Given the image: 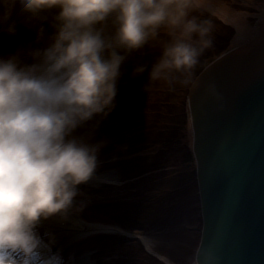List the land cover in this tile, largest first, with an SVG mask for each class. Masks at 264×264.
I'll use <instances>...</instances> for the list:
<instances>
[{"label":"clouds","instance_id":"1","mask_svg":"<svg viewBox=\"0 0 264 264\" xmlns=\"http://www.w3.org/2000/svg\"><path fill=\"white\" fill-rule=\"evenodd\" d=\"M205 14L234 27L246 17L217 0H0V37L32 33L0 52V264H66L41 227L82 210L80 186L96 179L107 143L76 133L114 111L123 65L162 30L170 37L162 55L133 75L171 82L175 72L194 83L192 70L214 46Z\"/></svg>","mask_w":264,"mask_h":264},{"label":"rangeland","instance_id":"2","mask_svg":"<svg viewBox=\"0 0 264 264\" xmlns=\"http://www.w3.org/2000/svg\"><path fill=\"white\" fill-rule=\"evenodd\" d=\"M255 1L237 6L254 11ZM203 18L212 22L214 46L200 57L192 81L215 54L228 48L234 34L231 26L211 15ZM255 19L250 16L253 24ZM31 37L23 29L19 37H0V52ZM169 39L162 30L156 41L129 58L122 68L116 108L98 127L95 121L88 124V134L100 136L97 142L107 141L99 162L115 172L107 181L82 185L76 198L83 204L82 215L93 218L99 228L104 219L109 225L105 239L95 245L97 264H192L199 245L203 223L187 109L192 83H182L185 76L175 72L171 82L150 81L148 71L133 75L138 64L150 71ZM146 241L154 245L153 251L147 250Z\"/></svg>","mask_w":264,"mask_h":264},{"label":"water","instance_id":"3","mask_svg":"<svg viewBox=\"0 0 264 264\" xmlns=\"http://www.w3.org/2000/svg\"><path fill=\"white\" fill-rule=\"evenodd\" d=\"M191 92L205 192L201 263L264 264V25L261 49L212 66Z\"/></svg>","mask_w":264,"mask_h":264},{"label":"bare ground","instance_id":"4","mask_svg":"<svg viewBox=\"0 0 264 264\" xmlns=\"http://www.w3.org/2000/svg\"><path fill=\"white\" fill-rule=\"evenodd\" d=\"M243 0H217V7H225L230 12L233 13H246V17L239 27H234L230 22L226 15L219 14L214 17L221 25L231 26L234 31L233 37L230 41V45L225 51H220L215 54L209 62L203 66L202 70L197 74L194 79V83L191 84L188 90V100H187V109L190 115V123L193 131V151L194 156L197 163V183H198V196L200 201V213L201 220L204 224L206 223L205 209H204V186L201 185L199 173L200 158L198 156V152L196 151V142H197V131H196V117H195V109H194V100L192 96V88L194 87L197 79L207 70H209L212 66L217 65L221 62H224L240 53L261 49V34H262V26L264 25V0H256L254 11H250L246 9V7H238L237 5H244ZM250 16H255V23L253 24L250 21ZM88 125L85 128L78 130L77 135H89L88 134ZM93 140L97 142L100 136L91 135ZM107 166V164L105 165ZM109 167V166H108ZM104 168L99 162L97 171H96V179L95 180H108L107 178L113 177L115 173L113 169ZM110 176V177H109ZM94 180V179H93ZM92 180V181H93ZM82 186V185H81ZM80 186V187H81ZM79 201H76V205L82 206V202L78 205ZM103 227L99 228L97 223H95L94 219H90L82 213H74L73 216L67 221H61L57 218L50 219L45 221L41 227V232L50 231L56 237V246L54 247V251L59 250L63 255L66 264H97L98 258L95 253V245L98 244L102 240V238L106 237L107 230L109 229V225L104 219ZM203 227L201 230V236L199 239V245L197 246L196 253L201 252L200 259L203 257V247H204V238H203ZM121 231V230H120ZM130 234V233H129ZM129 236H133L130 234ZM138 236V235H137ZM105 239V238H104ZM103 243V242H102ZM202 260V259H201ZM202 264V263H201Z\"/></svg>","mask_w":264,"mask_h":264}]
</instances>
